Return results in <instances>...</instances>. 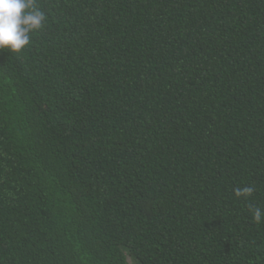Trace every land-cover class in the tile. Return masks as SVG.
I'll return each mask as SVG.
<instances>
[{
  "label": "trees",
  "instance_id": "trees-1",
  "mask_svg": "<svg viewBox=\"0 0 264 264\" xmlns=\"http://www.w3.org/2000/svg\"><path fill=\"white\" fill-rule=\"evenodd\" d=\"M35 4L0 50V264H264V0Z\"/></svg>",
  "mask_w": 264,
  "mask_h": 264
},
{
  "label": "clouds",
  "instance_id": "clouds-1",
  "mask_svg": "<svg viewBox=\"0 0 264 264\" xmlns=\"http://www.w3.org/2000/svg\"><path fill=\"white\" fill-rule=\"evenodd\" d=\"M45 14L36 7L35 0H0V50L18 52L29 44V34L40 29ZM251 187L235 189L237 197L250 196ZM260 209L253 211V219L259 223Z\"/></svg>",
  "mask_w": 264,
  "mask_h": 264
},
{
  "label": "rangeland",
  "instance_id": "rangeland-1",
  "mask_svg": "<svg viewBox=\"0 0 264 264\" xmlns=\"http://www.w3.org/2000/svg\"><path fill=\"white\" fill-rule=\"evenodd\" d=\"M128 260H129V263H130V264H134V261H133V259L131 258L130 255H128Z\"/></svg>",
  "mask_w": 264,
  "mask_h": 264
}]
</instances>
